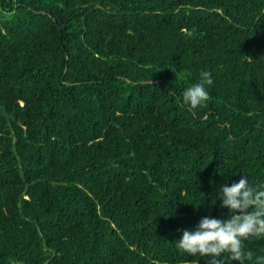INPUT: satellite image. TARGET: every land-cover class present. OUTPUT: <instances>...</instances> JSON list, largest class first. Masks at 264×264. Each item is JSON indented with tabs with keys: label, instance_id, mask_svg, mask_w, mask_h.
<instances>
[{
	"label": "trees",
	"instance_id": "16d2710c",
	"mask_svg": "<svg viewBox=\"0 0 264 264\" xmlns=\"http://www.w3.org/2000/svg\"><path fill=\"white\" fill-rule=\"evenodd\" d=\"M244 173L264 181V0H0V264H206L174 241Z\"/></svg>",
	"mask_w": 264,
	"mask_h": 264
},
{
	"label": "clouds",
	"instance_id": "9594fccd",
	"mask_svg": "<svg viewBox=\"0 0 264 264\" xmlns=\"http://www.w3.org/2000/svg\"><path fill=\"white\" fill-rule=\"evenodd\" d=\"M211 83L210 71L201 70L199 79L183 89L181 103L188 108L205 103L209 98L206 85ZM204 200L205 197L199 206ZM217 202L227 210L226 214L202 216L193 228L182 230L175 246L187 256L203 258L206 264H224L226 260L244 264L253 255L245 251L244 243L264 238V181L254 183L244 173L214 190L208 200L209 211ZM255 261L264 264V255L256 256Z\"/></svg>",
	"mask_w": 264,
	"mask_h": 264
}]
</instances>
